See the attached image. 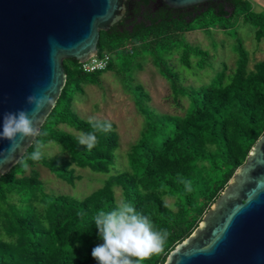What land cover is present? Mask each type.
Returning a JSON list of instances; mask_svg holds the SVG:
<instances>
[{"label":"trees","instance_id":"16d2710c","mask_svg":"<svg viewBox=\"0 0 264 264\" xmlns=\"http://www.w3.org/2000/svg\"><path fill=\"white\" fill-rule=\"evenodd\" d=\"M126 5L123 17L100 31L97 54H109L105 69L86 72L75 58L63 60L65 84L40 127L47 135L36 138L57 144L60 152L44 153L39 163L29 160L27 170L15 164L0 174V264L96 261L91 252L103 240L93 217L116 206V187L121 199L149 216L157 229L170 233L163 251L141 262L164 264L169 252L196 228L264 133V59L251 62L239 35V28L245 26L256 41L264 38V8H255L252 0L206 1L181 9L162 0H126ZM217 28L234 35L235 67L227 72L221 62L207 82L186 84L172 63L175 53L187 70L213 68V60L207 49L186 41L184 34L199 29L211 35ZM134 49L149 57L169 82L175 103L186 99L187 105L182 115L157 113L149 105L151 97L143 85L135 84V103L144 117L141 137L126 154L127 167L111 173L119 143L115 124L110 122V132L97 134L98 143L89 152L77 137L91 126L72 109V96L83 93L86 83L98 84L105 70L125 76L124 64L116 67L113 55L125 58ZM33 150L30 145L25 154ZM36 165L70 185L80 179L77 167L106 177L100 187L77 198L45 190Z\"/></svg>","mask_w":264,"mask_h":264},{"label":"water","instance_id":"95a60500","mask_svg":"<svg viewBox=\"0 0 264 264\" xmlns=\"http://www.w3.org/2000/svg\"><path fill=\"white\" fill-rule=\"evenodd\" d=\"M162 1L181 9L216 0ZM126 10V0H0V115L31 112L29 95L51 97L36 117L40 128L65 84L63 60L97 54L100 31ZM30 143L23 142L25 151ZM8 147L0 140V152ZM15 164L0 160V174ZM164 264H264V133Z\"/></svg>","mask_w":264,"mask_h":264},{"label":"rangeland","instance_id":"374dc122","mask_svg":"<svg viewBox=\"0 0 264 264\" xmlns=\"http://www.w3.org/2000/svg\"><path fill=\"white\" fill-rule=\"evenodd\" d=\"M255 8H264V0H252ZM239 35L243 40L244 46L249 51L251 62L264 59V38L256 41L251 29L241 26ZM186 41L199 44L207 49L213 60V68H206L200 71L187 70L180 66L175 53L171 60L175 68L178 69L186 84L199 85L207 82L213 74V71L225 62L227 72L235 67L237 58L234 49V35H227L222 29L217 28L211 35L196 29L184 34ZM114 65L122 67L123 77L119 76L115 70H105L100 75L98 84H84V92L73 93L72 109L83 119L95 118L107 120L115 124V131L118 134L119 143L115 150V160L111 173L117 170H123L127 167V152L131 145L135 144L141 137V130L144 124V117L137 109L135 97L137 96L133 86L135 84L143 85L144 90L150 95L149 105L157 113H172L182 115L187 105V100L182 99L177 104L172 98V92L169 82L159 73L158 69L151 63L147 56H142L134 49L133 53H126L125 58L113 55ZM63 127L76 134L72 127L63 125ZM43 150L47 155H55L60 152V147L48 142ZM42 179L43 187L48 192L62 193L82 198L102 185L105 174L94 172L89 168L77 167L76 172L80 179L76 180L74 185H70L58 178L47 168L36 165ZM117 202L121 199L119 187L115 188ZM168 203L172 199H167ZM97 264V261L91 262Z\"/></svg>","mask_w":264,"mask_h":264},{"label":"clouds","instance_id":"9594fccd","mask_svg":"<svg viewBox=\"0 0 264 264\" xmlns=\"http://www.w3.org/2000/svg\"><path fill=\"white\" fill-rule=\"evenodd\" d=\"M27 103L33 106L31 112L21 109L0 115V140L9 142V147L0 152V160L5 163L15 161L25 170L29 168V160L39 163L44 157L43 150L47 145L36 138L47 134L39 128L36 117L52 103V98L29 95ZM88 123L91 130L81 133L77 140L90 152L98 143L97 134L110 132L112 124L95 118H89ZM29 139L34 150L25 154L23 142ZM17 152L21 153L18 159ZM185 186L190 191L188 182H185ZM93 222L99 238L103 240L91 252L97 264H141L153 253H161L170 235L167 230L157 229L149 216L137 211L133 203L123 199L108 211H98Z\"/></svg>","mask_w":264,"mask_h":264},{"label":"built area","instance_id":"2783aa9c","mask_svg":"<svg viewBox=\"0 0 264 264\" xmlns=\"http://www.w3.org/2000/svg\"><path fill=\"white\" fill-rule=\"evenodd\" d=\"M109 61V54L104 52L101 55L95 54L87 60L81 62V69L86 72L103 70Z\"/></svg>","mask_w":264,"mask_h":264}]
</instances>
